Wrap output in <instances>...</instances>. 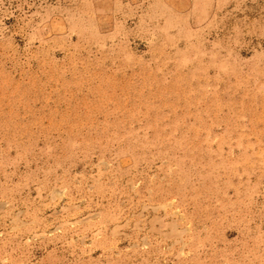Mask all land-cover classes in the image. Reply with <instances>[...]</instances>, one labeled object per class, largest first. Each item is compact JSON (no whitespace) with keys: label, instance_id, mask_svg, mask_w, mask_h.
<instances>
[{"label":"rangeland","instance_id":"374dc122","mask_svg":"<svg viewBox=\"0 0 264 264\" xmlns=\"http://www.w3.org/2000/svg\"><path fill=\"white\" fill-rule=\"evenodd\" d=\"M0 264H264V0H0Z\"/></svg>","mask_w":264,"mask_h":264}]
</instances>
